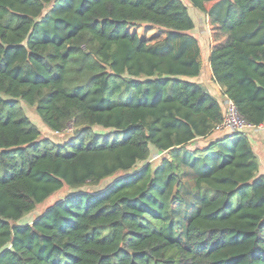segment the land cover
<instances>
[{"label": "trees", "instance_id": "obj_1", "mask_svg": "<svg viewBox=\"0 0 264 264\" xmlns=\"http://www.w3.org/2000/svg\"><path fill=\"white\" fill-rule=\"evenodd\" d=\"M187 1L205 15L213 82L264 124V0ZM193 28L182 0H0V264H264V174L192 81ZM20 103L71 133L41 137ZM185 168L197 197L182 217Z\"/></svg>", "mask_w": 264, "mask_h": 264}, {"label": "rangeland", "instance_id": "obj_2", "mask_svg": "<svg viewBox=\"0 0 264 264\" xmlns=\"http://www.w3.org/2000/svg\"><path fill=\"white\" fill-rule=\"evenodd\" d=\"M185 5L187 6L188 13L191 16L194 22V28L191 30V34L198 38L200 47H201V73L197 78H192V81L198 80L200 83H210V67L208 62V55H209V33L208 28L206 26L205 15L200 12L198 9L194 8L189 1L182 0ZM129 31H135L139 36L142 37H149L159 30L156 27L148 26V25H139L136 27H130ZM202 81V82H201ZM205 84V85H206ZM221 108L223 112V102L220 101ZM22 110L27 115V117L38 127L41 132V137H49L54 140H62L66 135L71 133V128H68L65 132L61 134H56L50 131L42 122L40 117L35 113L33 107H29L23 103H20ZM100 130L99 128H97ZM225 129V128H224ZM232 131V130H230ZM247 134L249 140L251 141V145L258 156V160L260 161V172H264V124L257 126V127H249L244 130ZM194 144L201 145L203 144L202 141H197ZM155 151L152 150L149 161L152 165H156L159 161L157 159H153L155 155ZM159 158V157H158ZM138 166L140 165L137 164ZM114 177L107 178L100 182L98 185H86L82 187L84 190L94 191L96 189H101L106 187ZM177 187H174L173 194L176 192ZM71 190L67 187H63L61 190L52 194L48 199H46L43 203L38 204L35 208L26 214L22 219L21 222L30 223L37 215H39L46 207L54 203L55 201L59 200L60 198L64 197L67 193ZM179 197L182 199V203L180 204V216L184 217L188 214L190 207L194 205L196 201V193L193 189V174L188 169L185 168L183 171L182 176L180 177V186L177 190Z\"/></svg>", "mask_w": 264, "mask_h": 264}, {"label": "built area", "instance_id": "obj_3", "mask_svg": "<svg viewBox=\"0 0 264 264\" xmlns=\"http://www.w3.org/2000/svg\"><path fill=\"white\" fill-rule=\"evenodd\" d=\"M223 104V119L221 123L222 128L242 132L246 128L252 127L248 125L244 121V119L238 114L231 100L226 98ZM159 156L160 154H155L153 156V159H157Z\"/></svg>", "mask_w": 264, "mask_h": 264}, {"label": "crops", "instance_id": "obj_4", "mask_svg": "<svg viewBox=\"0 0 264 264\" xmlns=\"http://www.w3.org/2000/svg\"><path fill=\"white\" fill-rule=\"evenodd\" d=\"M209 73H210V83L207 82L206 83H201L207 90L210 94H212L216 100L220 103V101L224 102L226 100V96L223 95L219 89V87L213 82L212 80V76H211V71L209 70ZM197 82H199L198 80H196ZM202 82V81H201ZM206 84V85H205ZM221 104V103H220ZM224 131L228 132L230 131L229 129H224ZM218 133H220L219 131L215 133V135H217ZM251 142V141H250ZM204 144V143H203ZM202 145V144H201ZM258 157V156H257ZM260 163V161H259ZM260 173L264 174L263 171H261Z\"/></svg>", "mask_w": 264, "mask_h": 264}, {"label": "water", "instance_id": "obj_5", "mask_svg": "<svg viewBox=\"0 0 264 264\" xmlns=\"http://www.w3.org/2000/svg\"><path fill=\"white\" fill-rule=\"evenodd\" d=\"M238 132H241V131H238Z\"/></svg>", "mask_w": 264, "mask_h": 264}]
</instances>
